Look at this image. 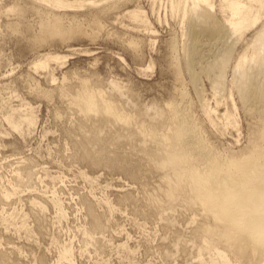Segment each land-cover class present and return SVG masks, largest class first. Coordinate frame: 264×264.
I'll list each match as a JSON object with an SVG mask.
<instances>
[{
	"label": "rangeland",
	"instance_id": "rangeland-1",
	"mask_svg": "<svg viewBox=\"0 0 264 264\" xmlns=\"http://www.w3.org/2000/svg\"><path fill=\"white\" fill-rule=\"evenodd\" d=\"M27 1L0 0V264H37L41 256L45 257L44 264H56L62 248L71 249L74 264H216L219 256L214 250L200 253L198 249L202 236L215 223L213 217L203 213L207 203L183 189L174 194L177 202L163 194L157 205H151L149 190L160 184V173L145 169L141 136H133L128 130L121 141L115 142V135L121 133L116 121H104L96 113L83 116L68 105L63 94L67 98L78 95L85 101L92 95L103 105L114 106L134 119L139 112L151 115L154 110L166 111L170 100L180 99V93H185V100L192 101V116L201 123V131L207 132L203 135L214 142V151L236 154L252 145L256 139L254 129L261 126L256 114L250 115L240 107L235 91L238 127L222 126L220 115L231 109L226 93L232 62L221 94L213 96L208 79L201 74L203 101L210 108L218 107L214 119L219 126L214 130L204 119L201 102L183 70L181 14L170 12L168 0H116L118 3L102 17L100 28L89 26L85 20L114 0H90L93 3L85 2L81 8L54 9L76 17L83 15L89 34L44 43H33L32 39L41 28L42 6L48 5ZM22 7L26 9L18 12ZM135 8L145 13L149 29L125 17ZM17 23L22 31L11 30L10 25ZM256 26L237 43L235 58L252 41ZM206 39L201 40L199 51L210 61L221 46ZM133 40L139 49L130 46ZM173 41L176 49H171ZM46 54L67 57L62 64L52 61L48 68L34 70L33 64ZM201 58L200 64L207 62ZM176 62L182 64V79L178 77L181 82L175 78ZM149 64L151 69H147ZM197 67L200 70L201 66L195 68L199 71ZM81 81H86L84 89ZM219 98L221 102L215 106ZM30 111L35 125L30 129L23 125L21 133L12 130L5 120L9 114L16 118ZM116 116L111 111V120ZM144 119L148 121L149 117ZM81 125L83 128L78 129ZM130 128L135 129V123H130ZM77 130L86 138L94 139V134L101 138L103 147L95 148V158L109 153L114 164H125L126 171L116 165L81 161L72 146ZM134 172L137 177L128 175ZM6 192L12 193L9 198L4 196ZM53 192L65 209L64 216H57L49 202ZM121 195L129 198L122 201ZM85 197L95 205L101 227L91 225L83 204ZM33 199L46 205V210L41 212L33 206ZM103 200L110 202L111 212ZM169 203L175 207H169ZM211 237L219 250L228 253L218 233ZM228 258L230 264H262L259 258L236 261L230 254ZM58 264L69 263L62 260Z\"/></svg>",
	"mask_w": 264,
	"mask_h": 264
},
{
	"label": "bare ground",
	"instance_id": "bare-ground-1",
	"mask_svg": "<svg viewBox=\"0 0 264 264\" xmlns=\"http://www.w3.org/2000/svg\"><path fill=\"white\" fill-rule=\"evenodd\" d=\"M32 1L33 5L36 3L48 5L47 8L42 6L41 28L33 37V43H44L48 39L54 38L68 41L88 33L84 26L85 17L83 18V15L76 17L74 14L54 12V9L81 8L85 2L91 4L92 1ZM116 3H118L116 0L110 1L107 6L98 9L85 21L91 27L100 28L102 17L107 14L111 5ZM168 7L171 13L179 12L181 14L180 22L183 30L182 37H184L183 45H181L184 50L183 65L177 62L174 63L175 65L173 64L176 81L181 82L178 79H182L180 77L182 74L180 65H182L188 75L190 85L195 88V90L192 89L196 92L195 97L197 95V99L199 98L198 103L201 102L204 119L209 122L210 126L212 125V128H216L219 125L214 117H217L215 115L218 112L216 110L218 107L210 108L211 106L203 101L205 97L202 99V85L200 86L199 82L202 74L208 79L210 89L214 93L213 96L221 94L226 89V74L228 73L226 71L232 62L231 80L229 88L227 87L229 92L226 90V94L229 95L227 98L231 100V109L228 107L227 110H224L220 118L224 120V123L222 122L224 129L229 126L238 127L237 106L233 99L235 91L241 104L240 107L249 112L248 114H256L257 123L261 126L259 129L257 127L254 129L256 130L254 132L256 141L252 140L250 147L248 146L247 149L236 154L231 152L220 154L217 153V150L214 151L211 147L213 141L206 139L207 137L203 134H207V132L201 131V127H199L201 123L198 122L200 123L198 125L194 119L196 117L192 116L190 112L192 109L189 106L192 101L185 100L187 99L185 93H180V99L170 100L166 111L154 110L151 115L148 114V111H143L139 112L134 119L130 118L131 114L117 110L114 106L103 105L98 98L92 95L87 98V101L78 95L71 97L68 95L67 98L63 94V98H66L68 105L83 116L96 113L104 121L111 123L116 121L121 133L115 135V142L121 141L124 132L128 130L133 136H141L140 152L145 160V169L160 173V184L149 190L148 196L153 198L151 205H157L159 197L163 194L173 198L176 191L183 189H189L198 200L207 203L208 208L203 213L205 216L213 217L215 223L213 222L212 229L208 234L202 236V244L198 247L200 253L204 250H214L219 256L216 264H230L228 254L232 255L236 261L237 259L259 258V261L261 260L264 264V22H262L264 0H168ZM24 9L26 7L19 8L18 12H22ZM125 17L132 22L140 23L144 29H149L145 13L140 8L127 11ZM254 26L257 28L255 27L256 32L252 41L242 52L236 54L235 58L237 43ZM10 28L15 32L22 31L20 23L10 25ZM203 37L208 41H215L214 44L219 43L221 46L220 50L218 47L216 48V52L214 51L216 54L212 55L213 58L210 61L204 59L203 52H200L202 50L199 51ZM129 44L135 49L138 42L133 40L129 41ZM176 45L173 41L171 49H176ZM66 57V55L46 54L33 64V69H46L52 61L62 64ZM200 58L207 62L203 61L205 63L200 64ZM198 64L201 67L200 70L197 67L199 71H196L195 68ZM151 67L152 64H149L147 69H151ZM85 83L86 81L80 82L82 89H84ZM81 95L84 96V91ZM220 100L219 98V102L217 101L215 106H219ZM111 111L117 115L115 120H111ZM146 116L149 117L148 121L144 119ZM5 120L11 129L18 133L22 132L23 125L30 129L36 122L31 111L25 114L19 113L16 118L9 114ZM130 123H135L136 128L132 130ZM82 128L83 125L78 129ZM79 131L77 130V134L73 135L72 146L75 155L81 161L91 165L101 164L106 167L116 165L120 170L126 171L125 164H114L113 157L109 153L95 158L93 156L95 148L103 147L101 138L97 134H94V139L86 138L79 134ZM252 135L251 138L254 137ZM249 141L251 142V139ZM148 142H152L153 146H148ZM213 147L215 148V146ZM220 155L223 156L220 158ZM128 175L135 177L136 172ZM183 180L187 183L186 185ZM11 194L6 192L4 196L9 198ZM49 198L57 216H64L65 209L60 199L54 192ZM119 198L125 201L129 197L121 195ZM174 200L178 201L177 198H173V203ZM103 201L107 205L108 211L111 212L113 207L110 202ZM31 204L39 207L41 212L47 208L46 205L34 199ZM83 204L91 225L101 227L102 220L91 199L85 197ZM188 204L191 206L192 201ZM169 207H175V205L169 203ZM23 226L24 222L21 224V227ZM215 233L220 235V242L224 243L228 253L219 250L212 240L211 235ZM72 255L70 248H62L59 251L56 264L61 263L62 260L74 264ZM44 258V256L39 257L37 264H44Z\"/></svg>",
	"mask_w": 264,
	"mask_h": 264
}]
</instances>
